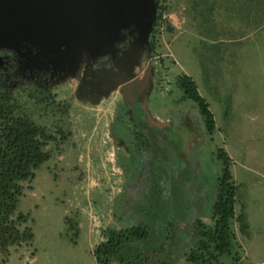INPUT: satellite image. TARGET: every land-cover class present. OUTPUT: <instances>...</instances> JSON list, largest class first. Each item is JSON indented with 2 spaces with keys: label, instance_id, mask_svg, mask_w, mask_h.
<instances>
[{
  "label": "rangeland",
  "instance_id": "rangeland-1",
  "mask_svg": "<svg viewBox=\"0 0 264 264\" xmlns=\"http://www.w3.org/2000/svg\"><path fill=\"white\" fill-rule=\"evenodd\" d=\"M159 19L155 54L166 79L157 83L156 106L184 108L191 100L181 80L188 76L196 83L215 122L207 131L204 113L197 112L206 134L198 157H185L178 167L173 160L170 177L137 187L144 200L137 207L145 211L123 217L118 208L124 195L120 182H109L117 176L104 142L114 95L101 102L87 99L74 62L60 65L58 77L43 84L26 75L15 78L21 92L17 113L48 126L59 140L51 145L52 158L23 182L18 199L16 213L25 217L22 227L32 239L0 248V264H103L100 246L115 226H109L113 208L126 227L148 230L147 256L155 258V251L157 260L174 254L172 264H199L187 258L192 230L187 226L209 216L226 164L237 185L241 219L233 227L237 245L215 264H264V0H162ZM14 46L0 42V58L34 49L31 43ZM1 59L5 79L11 70ZM178 150L187 153L184 144ZM139 244L134 240L131 248Z\"/></svg>",
  "mask_w": 264,
  "mask_h": 264
},
{
  "label": "flooded vegetation",
  "instance_id": "flooded-vegetation-1",
  "mask_svg": "<svg viewBox=\"0 0 264 264\" xmlns=\"http://www.w3.org/2000/svg\"><path fill=\"white\" fill-rule=\"evenodd\" d=\"M159 13L158 1L152 22L146 18L143 22L124 25L110 37L111 45L105 47L101 54L88 56L83 51L76 72L78 85L87 99L101 102L114 95L104 142L110 150L108 161L111 171L117 176L116 179L110 178L109 182H120L119 193L124 197L119 200L118 210L126 218H130V212L138 216L145 211L143 206L137 207V203L142 204L144 200L135 189L145 187L147 182L170 177V171L174 169L173 160L178 167L185 157H198L201 150L198 143L206 138L204 126L197 115L199 110L204 112L191 93L187 94L191 103L182 109H160L156 106L157 83L166 79L165 74L160 72L162 68H158L162 62L156 60L159 56L155 54L159 44ZM37 54L34 48L22 57L5 54L0 59L6 65L4 68L11 70L8 77L12 79L26 75L31 79L37 78L43 84L50 78L58 77L60 66L53 64L49 58H37ZM181 85L187 91L183 80ZM205 123L207 131L212 129L207 121ZM181 144H184L187 153L178 150ZM118 210H110L109 226L115 225L111 232L142 228L141 225H123L118 218ZM195 222L196 219L191 220L187 227L193 230ZM137 241H140L137 248L145 251L148 237ZM131 244H127V248L134 250L136 247L131 248ZM122 253L119 259H126L128 264L135 257L127 251L124 256Z\"/></svg>",
  "mask_w": 264,
  "mask_h": 264
},
{
  "label": "trees",
  "instance_id": "trees-1",
  "mask_svg": "<svg viewBox=\"0 0 264 264\" xmlns=\"http://www.w3.org/2000/svg\"><path fill=\"white\" fill-rule=\"evenodd\" d=\"M157 1L160 4L162 2ZM15 81L9 77L0 78V248L3 250L32 239L30 230L22 227L25 217L16 213L18 199L23 194V182L32 180L35 170L52 158L51 145L59 140L48 126L39 125L29 117L17 113L18 96L21 92L15 86ZM183 84L187 86L188 93L199 102L209 126L214 127L213 114L200 95L196 83L185 76ZM62 139H65V135ZM236 201L237 185L229 165L226 164L218 182L209 221L198 218L191 230L190 253L187 254L189 261L215 264L222 255L232 253L237 245L234 223L241 219L236 214ZM147 237L146 228L109 233L107 240L100 246L102 263L114 264L116 261L123 264L125 261L119 258L124 248L129 254L137 251L127 248V244ZM139 250L140 255H134L129 264H135L136 261L139 264H172L170 256L168 260L162 257L157 260V252L154 251L156 255L152 258L147 256V249ZM143 254L145 257H142Z\"/></svg>",
  "mask_w": 264,
  "mask_h": 264
},
{
  "label": "water",
  "instance_id": "water-1",
  "mask_svg": "<svg viewBox=\"0 0 264 264\" xmlns=\"http://www.w3.org/2000/svg\"><path fill=\"white\" fill-rule=\"evenodd\" d=\"M157 6L156 0H0V42L31 43L37 58L77 64L83 51L101 54L124 25L154 19Z\"/></svg>",
  "mask_w": 264,
  "mask_h": 264
},
{
  "label": "crops",
  "instance_id": "crops-1",
  "mask_svg": "<svg viewBox=\"0 0 264 264\" xmlns=\"http://www.w3.org/2000/svg\"><path fill=\"white\" fill-rule=\"evenodd\" d=\"M105 111V110H104ZM233 177H234V175H233ZM235 179V178H234ZM138 242V241H137ZM164 249V248H163ZM164 251V250H163ZM165 252V251H164ZM166 253H167V251H166ZM173 255V256H172ZM162 256V255H161ZM175 255L174 254H171V257H170V259L173 261V260H175Z\"/></svg>",
  "mask_w": 264,
  "mask_h": 264
}]
</instances>
